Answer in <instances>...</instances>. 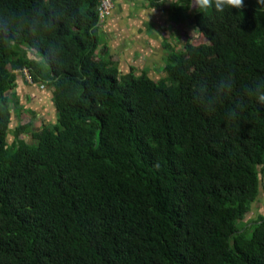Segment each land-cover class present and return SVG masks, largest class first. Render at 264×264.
<instances>
[{
	"label": "trees",
	"instance_id": "16d2710c",
	"mask_svg": "<svg viewBox=\"0 0 264 264\" xmlns=\"http://www.w3.org/2000/svg\"><path fill=\"white\" fill-rule=\"evenodd\" d=\"M101 1L0 0V264H264V0H141L198 33L157 79L100 48ZM24 68L54 122L23 113Z\"/></svg>",
	"mask_w": 264,
	"mask_h": 264
},
{
	"label": "crops",
	"instance_id": "0c3cea01",
	"mask_svg": "<svg viewBox=\"0 0 264 264\" xmlns=\"http://www.w3.org/2000/svg\"><path fill=\"white\" fill-rule=\"evenodd\" d=\"M144 24H146L145 27H143ZM170 28L178 27L171 23L167 13L150 12L141 0H115L114 14L104 20L99 27V33L102 36L100 48L107 49L111 56L118 54L119 58L116 60L119 63V71H122L123 63L129 65L128 71L134 69L135 72L138 69L134 65L141 64L145 67L146 63L142 71H146L151 78H153L151 74L153 72L159 78L163 72L162 66L170 54L167 45L171 43L174 36L170 33ZM185 29L188 33L194 32L190 27ZM176 41L178 42L175 46L179 49L183 48V43L186 42L185 39L183 42ZM115 43L118 44L119 49H115ZM32 56L35 57L34 54ZM147 71L150 73L148 74ZM18 75L15 92L24 109L23 113H35L36 126L39 122H42L41 124L54 122L55 112L50 87L43 83H32L22 74ZM17 123L19 122L16 116L14 125Z\"/></svg>",
	"mask_w": 264,
	"mask_h": 264
},
{
	"label": "clouds",
	"instance_id": "9594fccd",
	"mask_svg": "<svg viewBox=\"0 0 264 264\" xmlns=\"http://www.w3.org/2000/svg\"><path fill=\"white\" fill-rule=\"evenodd\" d=\"M244 5V0H191V8L196 12H204L209 9L216 12H224L226 9H241ZM104 9L106 11L104 13ZM115 11V0H102L99 7L100 24L110 17ZM31 81V80H30ZM225 82H221L220 87L223 88ZM232 85L228 84L227 89L231 91ZM245 97L254 99L256 103L264 106V83L256 82L253 85L247 86L244 90ZM243 103L237 105L231 109L235 114L237 108H243Z\"/></svg>",
	"mask_w": 264,
	"mask_h": 264
},
{
	"label": "rangeland",
	"instance_id": "374dc122",
	"mask_svg": "<svg viewBox=\"0 0 264 264\" xmlns=\"http://www.w3.org/2000/svg\"><path fill=\"white\" fill-rule=\"evenodd\" d=\"M150 12H154L155 13L156 10H150ZM113 14H111L110 17ZM163 16H166V15H163ZM145 25L146 24H144L143 27H145ZM170 33L172 35H174L173 36V40L171 41V44H173V45H175L176 42H178L176 40H179V42H183L184 39L187 41V39H189V37L198 35V33L194 32L193 35L190 36L188 33L183 32L180 28H170ZM190 34H192V33H190ZM180 39H183V40H180ZM115 49H119V46H118L117 43H115ZM113 56H114L115 59L119 58L118 54H114ZM134 67L138 69V70H136V72L139 74L142 71V69L146 67V63H145V67H142L141 64L140 65H134ZM121 69H122L121 72H123V71L126 72V71H128L130 69V67H129V65H126V64L123 63V66L121 67ZM144 72L146 73V71H144ZM147 73L149 74L150 72L147 71ZM151 74H152L154 79L157 78V75H155L153 72H151ZM28 116L32 118L33 115L29 114ZM41 123L42 122H39V125H41ZM27 137H25V138H27L28 141H29V139H31L30 138L31 136H27ZM12 140H13V137H12ZM263 214H264V196H263L262 191H261L259 199L256 201L255 204L252 205L251 212L246 216L245 222H251L252 220L256 221V220H258L259 216L263 215Z\"/></svg>",
	"mask_w": 264,
	"mask_h": 264
},
{
	"label": "built area",
	"instance_id": "2783aa9c",
	"mask_svg": "<svg viewBox=\"0 0 264 264\" xmlns=\"http://www.w3.org/2000/svg\"><path fill=\"white\" fill-rule=\"evenodd\" d=\"M106 13V11H105V9H104V13L103 14H105ZM23 73L26 75V77H27V79L30 81H32V78H31V75H30V72H29V70L27 69V68H24L23 69Z\"/></svg>",
	"mask_w": 264,
	"mask_h": 264
}]
</instances>
